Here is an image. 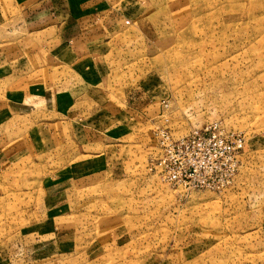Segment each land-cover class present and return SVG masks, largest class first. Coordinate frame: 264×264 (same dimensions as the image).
<instances>
[{
	"label": "rangeland",
	"instance_id": "rangeland-1",
	"mask_svg": "<svg viewBox=\"0 0 264 264\" xmlns=\"http://www.w3.org/2000/svg\"><path fill=\"white\" fill-rule=\"evenodd\" d=\"M137 1L106 54L101 86L115 103H97L113 114L105 125L130 133L74 146L61 127L42 165L24 158L26 175L0 186V264H264V0ZM82 90L69 66L48 62L0 81V105L45 121ZM209 123L243 137L228 183L184 191L148 168L159 134ZM58 171H70L66 210L87 222L72 252L40 255L23 233L40 227V179Z\"/></svg>",
	"mask_w": 264,
	"mask_h": 264
},
{
	"label": "crops",
	"instance_id": "crops-1",
	"mask_svg": "<svg viewBox=\"0 0 264 264\" xmlns=\"http://www.w3.org/2000/svg\"><path fill=\"white\" fill-rule=\"evenodd\" d=\"M121 2L0 0V81L20 77L54 62L69 66L83 86L79 96L72 97L61 112L45 121L31 122L26 112L30 109L28 106H15L10 100L0 105V186L1 182L11 183L15 173L26 175L22 161L27 155L35 156L30 159L42 165L43 148L55 149V134L61 127L67 131L65 141L74 146L90 143L94 136L110 142L130 133L129 125L123 121L108 126L102 121L107 112L113 115L104 104L116 100L114 95L108 97L110 92L101 86L107 79L106 54L110 40L125 19L138 13L137 0L134 6L133 1L130 5H120ZM99 92L104 94L100 96ZM100 100L104 104L97 105ZM46 140L51 142L49 146H44ZM2 145L7 146L5 150ZM102 153L106 161L109 152ZM52 173L43 182V178L40 179L39 188L45 190L39 201L40 207L42 205L39 214L44 212L39 218L40 227L23 233L31 234V245L40 255L72 252L78 236L75 235L76 222H87L82 214L66 210L62 191L69 187L66 185L70 171H66L65 176L61 171ZM123 236V233L117 235L115 242L122 243ZM84 252L85 249L82 254Z\"/></svg>",
	"mask_w": 264,
	"mask_h": 264
},
{
	"label": "built area",
	"instance_id": "built-area-1",
	"mask_svg": "<svg viewBox=\"0 0 264 264\" xmlns=\"http://www.w3.org/2000/svg\"><path fill=\"white\" fill-rule=\"evenodd\" d=\"M158 147L148 168L162 180L184 191L216 189L232 177L243 137L209 123L175 138L161 133Z\"/></svg>",
	"mask_w": 264,
	"mask_h": 264
}]
</instances>
